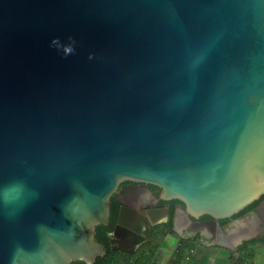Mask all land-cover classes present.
<instances>
[{
    "label": "water",
    "instance_id": "1",
    "mask_svg": "<svg viewBox=\"0 0 264 264\" xmlns=\"http://www.w3.org/2000/svg\"><path fill=\"white\" fill-rule=\"evenodd\" d=\"M123 182L252 238L218 221L264 195V0H0V264H93Z\"/></svg>",
    "mask_w": 264,
    "mask_h": 264
},
{
    "label": "flooded vegetation",
    "instance_id": "2",
    "mask_svg": "<svg viewBox=\"0 0 264 264\" xmlns=\"http://www.w3.org/2000/svg\"><path fill=\"white\" fill-rule=\"evenodd\" d=\"M115 201V205L111 204V207L117 208L116 219L114 227L117 224V219L119 217L120 211L123 207L132 210L136 215H126L124 218L123 231L118 234L115 243L111 244V233H110V249L111 247L121 248L122 250H113L115 252H120L126 255H133L136 250L142 245L143 238L149 235L152 230L161 228L165 236H175L179 240H193L198 238L201 244L210 243L216 245L222 240L216 233H210L208 236L205 234L193 233L184 228L185 224L179 216L180 211L184 209L183 205L177 201H163L160 199V190L147 185L123 182L121 183L115 194L112 196ZM110 207V208H111ZM143 213V215L141 214ZM148 213V214H146ZM161 215V221L155 225H152L153 221H156V216ZM248 218L247 228L245 230L251 229L253 232L252 240L264 239V219L258 216L254 211H250L239 218ZM179 222H176V219ZM236 219H226V222L220 224L218 221L221 231L226 235L227 232L233 230L232 221ZM193 223H205L210 221L209 217L203 216L198 219H190ZM114 229V228H113ZM173 233V234H172ZM214 235V237H213ZM227 237V236H226ZM112 250V249H111Z\"/></svg>",
    "mask_w": 264,
    "mask_h": 264
},
{
    "label": "rangeland",
    "instance_id": "3",
    "mask_svg": "<svg viewBox=\"0 0 264 264\" xmlns=\"http://www.w3.org/2000/svg\"><path fill=\"white\" fill-rule=\"evenodd\" d=\"M249 241L250 240L244 242ZM243 243H238L236 247L235 243H233V247L228 248V246L213 245L210 243H205L203 245L199 242L198 238H195L192 240V250L189 253V260L191 259L190 264H230L228 261L229 257L236 253L238 247ZM177 244V237L165 236L161 228H159L145 244L141 245L136 250L133 254L134 261L136 257L138 258L144 254V256L148 258L146 264H169L176 256ZM248 249L254 252L253 262L260 264L264 263V244L262 242L249 245ZM137 260H139V258ZM188 262V255L185 253L182 264H187Z\"/></svg>",
    "mask_w": 264,
    "mask_h": 264
},
{
    "label": "trees",
    "instance_id": "4",
    "mask_svg": "<svg viewBox=\"0 0 264 264\" xmlns=\"http://www.w3.org/2000/svg\"><path fill=\"white\" fill-rule=\"evenodd\" d=\"M264 200V195L260 197L258 201L253 202L251 205L246 207L244 210L234 215L232 218L236 219L241 217L242 215L254 211L258 204ZM110 203L115 205L114 199L111 197ZM116 210L117 208H110V217L108 226H97L95 228V240L105 246L106 254L103 257L97 258L93 264H146L148 258L144 256V254L137 260L134 261L133 255H126L120 252H115L110 249V233L112 232L116 219ZM226 220H221L220 224L225 223ZM173 234V233H172ZM256 242H262L264 244V239L252 240L249 242H244L241 246L236 250L237 252L232 254L229 257L230 264H260L253 262L254 260V252L249 250V245H254ZM143 249V247H142ZM192 250V240H179L176 247V256L175 258L169 262V264H182V259L185 256V253L188 255V263L190 264L191 259L189 260V253ZM70 264H85L80 261H73ZM264 264V263H263Z\"/></svg>",
    "mask_w": 264,
    "mask_h": 264
},
{
    "label": "clouds",
    "instance_id": "5",
    "mask_svg": "<svg viewBox=\"0 0 264 264\" xmlns=\"http://www.w3.org/2000/svg\"><path fill=\"white\" fill-rule=\"evenodd\" d=\"M66 51H69L70 52L71 51V48H67Z\"/></svg>",
    "mask_w": 264,
    "mask_h": 264
}]
</instances>
